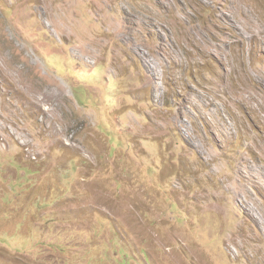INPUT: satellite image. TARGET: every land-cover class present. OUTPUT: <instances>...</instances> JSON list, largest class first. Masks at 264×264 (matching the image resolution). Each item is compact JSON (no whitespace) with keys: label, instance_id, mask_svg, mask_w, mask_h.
<instances>
[{"label":"rangeland","instance_id":"obj_1","mask_svg":"<svg viewBox=\"0 0 264 264\" xmlns=\"http://www.w3.org/2000/svg\"><path fill=\"white\" fill-rule=\"evenodd\" d=\"M0 264H264V0H0Z\"/></svg>","mask_w":264,"mask_h":264},{"label":"bare ground","instance_id":"obj_2","mask_svg":"<svg viewBox=\"0 0 264 264\" xmlns=\"http://www.w3.org/2000/svg\"><path fill=\"white\" fill-rule=\"evenodd\" d=\"M251 213V212H250ZM248 214V213H247ZM251 215V214H250ZM255 216V217H254ZM254 216H252L253 217V220L255 221V222H260V220L258 219V218H256V215H254ZM251 217V216H250ZM245 238V237H244ZM259 253V252H258Z\"/></svg>","mask_w":264,"mask_h":264}]
</instances>
